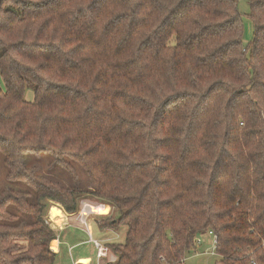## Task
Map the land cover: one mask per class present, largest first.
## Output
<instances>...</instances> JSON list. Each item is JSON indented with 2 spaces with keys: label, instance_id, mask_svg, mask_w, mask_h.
Returning a JSON list of instances; mask_svg holds the SVG:
<instances>
[{
  "label": "trees",
  "instance_id": "trees-1",
  "mask_svg": "<svg viewBox=\"0 0 264 264\" xmlns=\"http://www.w3.org/2000/svg\"><path fill=\"white\" fill-rule=\"evenodd\" d=\"M248 4L245 46L235 0H0V182L22 188L0 187V264H54L48 211L85 195L119 212L97 224L123 233L103 264H185L205 233L213 264H264V0Z\"/></svg>",
  "mask_w": 264,
  "mask_h": 264
},
{
  "label": "rangeland",
  "instance_id": "rangeland-1",
  "mask_svg": "<svg viewBox=\"0 0 264 264\" xmlns=\"http://www.w3.org/2000/svg\"><path fill=\"white\" fill-rule=\"evenodd\" d=\"M237 3V8L240 14V19H241V24H242V33H243V43L245 46H249V44L251 43V39H252V35H253V25L252 22L249 18V4H248V0H235ZM1 85V84H0ZM25 100L26 101H32L33 100V91H32V87H29L26 89L25 91ZM28 158V157H27ZM3 158L0 156V172L2 174L3 172ZM46 170V169H43ZM59 170H55V172L51 173L52 177L56 180H63L66 181V179H68V175L65 174L66 179L63 175H61L59 172ZM81 171V170H79ZM79 178H81V175H79ZM12 187L15 188L16 190H21V186L20 185H12V184H8V183H4L3 181L0 182V187ZM81 200H85L87 202H84L82 205V208H80V212L83 211L82 209L85 210V212H90V215H88V217H86V222L89 224H92V237L95 239H99V233L97 232V229L95 228V221L97 220L98 222L100 220L98 219H103V220H109V219H117V217H119V212L114 210L110 205H107L108 208L106 213L104 212L101 217H95V211L97 210L95 208L94 202L95 200L92 198V196L90 195H85L84 197H82ZM57 206V205H56ZM90 207V208H89ZM93 208V211H91V209ZM77 211V212H79ZM99 211V210H98ZM49 214V212H48ZM87 214V213H86ZM66 215H65V219H66ZM48 220L51 222L52 225L54 226H58L59 228H61L62 226H64V220H61L60 222H53L47 215ZM46 218V220H47ZM80 218V217H79ZM101 220V221H103ZM47 221V222H49ZM100 221V222H101ZM49 222V223H50ZM51 225V226H52ZM50 226V227H51ZM84 226V225H83ZM53 228V227H51ZM99 230V228H98ZM70 230L65 231L62 234L61 237V242L63 243V245L60 248L59 253L56 256L55 262L54 264H74V262H76V260L79 257H84V259H89L91 264H95L96 262V257H95V248L93 244H89V243H84L86 242V240H88V237L86 235V233H75L73 232L74 237L72 238L73 235H69ZM107 235L109 236L104 237L101 241L103 243V245L109 243V242H121L123 239V233L119 232V233H114V232H108ZM61 236V235H60ZM68 238L70 239V241H68ZM72 238V239H71ZM198 240L200 241V243H197L196 241V251L195 254H192L190 256H188L185 259V264H213L215 262V260L217 259V257L214 254V243L213 241H211V237L208 236L206 233L204 234V236L198 238ZM74 243H81L80 246L78 247H74L69 249L70 244H74ZM51 249L53 251L57 250L56 244H52ZM109 252L110 249H109ZM115 260V255L111 252L109 256H107V258L105 259V262H114ZM83 263V262H82ZM77 264H81V263H77Z\"/></svg>",
  "mask_w": 264,
  "mask_h": 264
},
{
  "label": "crops",
  "instance_id": "crops-1",
  "mask_svg": "<svg viewBox=\"0 0 264 264\" xmlns=\"http://www.w3.org/2000/svg\"><path fill=\"white\" fill-rule=\"evenodd\" d=\"M84 202H87V201H85V200H81L80 201V204H79V210H80V208H82V205H83V203ZM52 204H56V203H52ZM57 205V207H59L60 208V206L58 205V204H56ZM93 206H95V208L97 209L96 211H95V217H97V219H98V217H101L102 215H105V214H103L104 212L106 213V211H107V209L106 208H108V206L106 205V204H103V203H101V202H97V201H95L94 202V205ZM53 207V206H52ZM56 208V207H55ZM90 208V207H89ZM58 211H60V213H61V216H62V218H63V220H64V226H62L61 228H53L54 230H57L58 231V233H59V235L57 236V240L56 241H54V242H52L51 244H56V247H57V250L56 251H53V250H51L53 253H59V251H60V248H61V246L63 245V243L61 242V237H62V234L65 232V231H67V230H70V233H69V235H73V232H75V233H80V232H82V233H86V235H87V237H88V240H86V242H84V243H89V244H92V241L91 240H94V238L92 237V224L91 223H87L86 222V217H88V215H90V212H89V214H88V212H85V210L84 209H82L83 211H79V212H76V213H72V214H67L66 212H64L61 208H60V210L59 209H57ZM99 210V211H98ZM91 211H93V208L91 209ZM49 212V211H48ZM64 213V214H63ZM87 213V214H86ZM102 214V215H101ZM65 215L67 216L66 217V219H65ZM80 217V218H79ZM98 220H103V219H98ZM99 221V222H100ZM81 222V223H80ZM97 220L95 221V228L97 229V232L99 233V236H101V237H99V239H95L96 241H99L100 243H102V239L104 238V237H109L108 235H107V233L109 232V231H102V230H100V228L97 226V224L99 223ZM84 225V226H83ZM98 228H99V230H98ZM61 235V236H60ZM74 237V235L72 236V238ZM71 238V239H72ZM68 241H70V239L68 238ZM50 244V245H51ZM80 244L81 243H74V244H70V245H68L69 246V249H71V248H74V247H78V246H80ZM102 245H103V243H102ZM104 246V245H103ZM107 248V247H106ZM107 251H108V254H107V256H109L110 255V253L111 252H109V249L107 248ZM95 257H96V254H95ZM106 259V258H105ZM105 259H101V260H97V258H96V262H95V264H103L104 262H105ZM83 262V263H82ZM77 263H81V264H84V263H87V264H91L90 263V260L89 259H84V257H79L77 260H76V262H74V264H77Z\"/></svg>",
  "mask_w": 264,
  "mask_h": 264
},
{
  "label": "built area",
  "instance_id": "built-area-1",
  "mask_svg": "<svg viewBox=\"0 0 264 264\" xmlns=\"http://www.w3.org/2000/svg\"><path fill=\"white\" fill-rule=\"evenodd\" d=\"M91 241L95 248V254H96L97 260L107 258V254H108L107 248L103 246L102 243H100L99 241H96V240H91ZM197 242L199 243V240ZM214 242H215V239L213 240V243ZM84 264H87V263H84Z\"/></svg>",
  "mask_w": 264,
  "mask_h": 264
},
{
  "label": "bare ground",
  "instance_id": "bare-ground-1",
  "mask_svg": "<svg viewBox=\"0 0 264 264\" xmlns=\"http://www.w3.org/2000/svg\"><path fill=\"white\" fill-rule=\"evenodd\" d=\"M48 217L53 221V222H60L63 220L60 211L57 210L55 207H51L49 209V214ZM64 222V221H62ZM81 223V222H80Z\"/></svg>",
  "mask_w": 264,
  "mask_h": 264
}]
</instances>
